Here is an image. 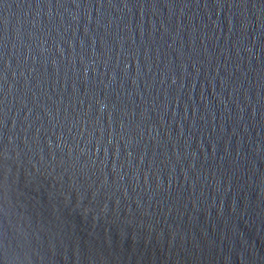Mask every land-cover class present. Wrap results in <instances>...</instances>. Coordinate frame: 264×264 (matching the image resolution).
<instances>
[{
  "label": "water",
  "instance_id": "95a60500",
  "mask_svg": "<svg viewBox=\"0 0 264 264\" xmlns=\"http://www.w3.org/2000/svg\"><path fill=\"white\" fill-rule=\"evenodd\" d=\"M0 232V264H264V0H2Z\"/></svg>",
  "mask_w": 264,
  "mask_h": 264
},
{
  "label": "snow or ice",
  "instance_id": "6c2138e0",
  "mask_svg": "<svg viewBox=\"0 0 264 264\" xmlns=\"http://www.w3.org/2000/svg\"><path fill=\"white\" fill-rule=\"evenodd\" d=\"M0 2H2V0H0ZM5 236V233L0 232V258H3L8 255V248L6 246Z\"/></svg>",
  "mask_w": 264,
  "mask_h": 264
}]
</instances>
